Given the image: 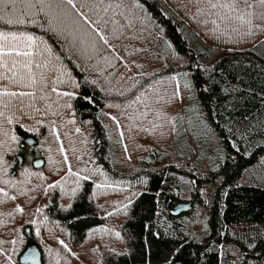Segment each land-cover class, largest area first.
Returning a JSON list of instances; mask_svg holds the SVG:
<instances>
[{
    "label": "trees",
    "instance_id": "obj_1",
    "mask_svg": "<svg viewBox=\"0 0 264 264\" xmlns=\"http://www.w3.org/2000/svg\"><path fill=\"white\" fill-rule=\"evenodd\" d=\"M108 3L121 4L101 13L117 23L103 29L108 46L87 37L97 39L99 49L90 59H67L64 40L48 31L41 13L34 18L43 27L0 23V30L39 37L60 56H49L38 42L32 49L42 53L33 57L37 84L24 88L0 80V90L36 92L35 99L0 97V248L5 253L0 264H9L6 256L22 264L30 245L40 251L41 264H264V36L253 31L246 39L240 32L249 26L226 19L235 13L213 9L209 0ZM80 11L95 20L88 9ZM229 23L236 29L231 34ZM69 27L75 31L77 25L70 19ZM6 59L10 64L23 58ZM45 62L47 67H35ZM0 73L11 75L3 68ZM177 82L187 105L183 118L171 119L169 126L185 119L204 138L199 129L206 120L221 143L222 161L206 173L168 170L164 163L173 157L158 150L164 129L156 134L150 129L156 115L161 118V111L179 101ZM53 88L74 96H59ZM134 125L142 127L141 135ZM20 133L36 143L27 144ZM68 165L89 179L77 188ZM189 175L195 193L209 177L215 184L207 204L198 195L182 199L181 180ZM56 181L63 190L48 188ZM180 202H189L190 209L174 216L169 207ZM103 205L121 211L118 218L111 219ZM194 205L207 207L201 222L192 221ZM38 207L44 216L40 225L32 223Z\"/></svg>",
    "mask_w": 264,
    "mask_h": 264
},
{
    "label": "snow or ice",
    "instance_id": "obj_2",
    "mask_svg": "<svg viewBox=\"0 0 264 264\" xmlns=\"http://www.w3.org/2000/svg\"><path fill=\"white\" fill-rule=\"evenodd\" d=\"M79 3V8L77 4ZM210 7L215 8H226L230 13H235V15H227L225 18L228 20H237L241 24H246L249 26V34L251 32V26L253 24L252 19L246 17L256 16V19L260 21H264V0H258V3L254 5L250 2V0H231L230 3H213L212 0H209ZM244 6V9H252L254 7H258L259 10L255 13L251 11H245L241 9L239 11L238 8L240 5ZM139 6V5H137ZM115 8H120L121 4L117 3L112 5L111 3L105 4V0H0V23L4 25H25L26 23L37 24L40 25L38 21L34 18L37 13L43 14L44 20L47 22L48 31L52 32L56 35L57 39L64 40L63 51L67 53V59L72 60L75 56H80L81 58L87 57L91 58L89 53L97 52V39H92L89 41L87 37H96L104 46L109 45V40L105 34H103V29L107 28L110 24L114 25L117 23L114 16L111 18H106L102 16L101 13L108 14L109 10ZM88 9V11L95 17V20L89 19L88 16H85L80 9ZM123 15V13H120ZM28 18V19H26ZM72 20L73 23L77 25L75 31L69 27V20ZM215 23V21H213ZM96 25H100V27H96ZM259 27V25H257ZM83 29V31H82ZM115 31L114 29L112 30ZM236 31V29H233ZM79 33V35H78ZM70 37V38H69ZM9 42L11 46L9 47ZM39 44H44V52L49 56H54L56 60L60 59L59 55H54L53 50L50 46L46 44L45 41L36 37L27 32H15V31H3L0 30V68H3L6 73H10L11 75H6L5 73H0V80H7L13 84H21L24 88H30L37 84L36 77L32 73L33 68V57L34 55H41L42 53L37 50L35 53L32 51L34 47L38 49ZM21 45H23L21 47ZM20 57L22 60L13 59L9 64L7 57ZM107 58V57H105ZM47 67L48 63L45 62L43 65L40 63H36L35 67ZM21 70L27 73V76L21 73ZM43 79V76H42ZM175 80V77H172ZM78 86V85H77ZM44 87H47L45 84ZM180 85L177 82V92L176 96H179ZM185 87L190 88V84H185ZM53 92H57L56 88L52 89ZM57 95L64 97H73L74 93L72 92H57ZM0 97H30L35 99L36 92L35 91H9L7 88H3L0 90ZM41 99H46L47 97L41 96ZM85 99L90 100L89 97ZM139 99V98H137ZM7 107V105H4ZM65 107L71 108V104L64 105ZM51 109V105L47 106ZM39 111V109H36ZM55 114V113H53ZM0 116H4L3 112H0ZM115 120V117H112ZM7 121L9 124L12 123V118L7 117ZM74 122V121H70ZM79 132V129L76 130ZM7 135V133H5ZM122 135V134H121ZM17 137L15 135L12 136V140H16ZM65 163H67V157L65 156ZM0 163H3V158L0 157ZM6 171V170H5ZM27 171V170H25ZM103 175V173H100ZM68 176L76 177L77 188L80 186L81 180H88V176H81L79 172L73 171L71 165H68ZM43 179V177H41ZM66 182L67 177L63 178ZM4 183L11 184L12 181L5 180ZM56 187H61V181H56L54 184L48 185L49 189H54ZM96 187H101L100 184H97ZM77 188L72 189V195L75 196ZM0 191H3L0 189ZM47 191V189H46ZM22 195L24 193H21ZM4 195L8 194L4 192ZM10 199H15V197H9ZM69 208L71 205L68 206ZM126 207V206H125ZM17 212L22 213L23 209L17 207ZM39 212L40 209H37ZM111 215V213L109 214ZM35 223V221H32ZM36 234L39 235V229L37 228ZM119 233H116V236L119 237ZM3 241H0L2 244ZM11 244H15L16 241H10ZM59 243L67 248V245L63 240H60ZM176 251H179L177 249ZM0 255H5L2 248H0ZM9 261V264H14L11 256H6ZM171 264V261H169Z\"/></svg>",
    "mask_w": 264,
    "mask_h": 264
},
{
    "label": "rangeland",
    "instance_id": "obj_3",
    "mask_svg": "<svg viewBox=\"0 0 264 264\" xmlns=\"http://www.w3.org/2000/svg\"><path fill=\"white\" fill-rule=\"evenodd\" d=\"M231 0H227V3H230ZM239 10L244 9V6L241 4L238 8ZM245 11H251L255 13L259 9L256 7L252 9H244ZM249 19H253L252 26L255 27V29H251V32L257 31L259 35H261V39L264 36V21H260L256 19V16L253 15L252 17H248ZM259 25V27H257ZM263 27V28H262ZM229 29L226 30L229 34L233 32L234 26L229 23ZM261 30V33L258 31ZM250 32V33H251ZM245 35V38L247 39L249 34V28L245 29L243 32ZM189 40L191 41V37L187 36ZM259 39V40H261ZM258 41V40H257ZM12 42H9V47L11 46ZM23 45H21L22 47ZM256 51L260 52V47H255ZM177 101L174 106H172L170 109H166L161 111L160 117L157 115L154 117L156 120L151 122L150 129L153 130V132L158 133L159 131H162L164 129L165 137L162 139V145L159 146L158 150L166 152L169 156V158L173 157V159L167 160L164 164L166 167H168V170H171L173 167H179L180 169H184L186 171L193 172L195 174L198 173H206L207 171L214 170L216 166L222 161V154L223 150L221 147L220 140L218 138V135L214 130L209 127L205 120V124L202 123L199 129V132L201 135H204V138H199L196 136L194 131L190 130V125L188 126L183 120H180L179 126L176 125V127L173 124V127L169 126V122L175 119H180L181 116L183 118V111L186 108L185 106L187 105L186 103V98L184 94V90L181 88L179 92V96L176 97ZM197 99V98H196ZM198 101V100H197ZM186 102V103H185ZM145 104V103H144ZM141 108V107H140ZM159 112V110H158ZM181 118V119H182ZM128 126L129 123L127 124ZM167 126V127H166ZM136 134L141 135L142 134V127H136L134 125L132 127ZM178 129V130H177ZM114 131V130H113ZM200 139V141H199ZM149 139L145 138V141L143 143L147 142ZM199 143L200 148H197V144ZM153 145L152 142H148L145 145L149 147ZM133 166H135L134 163H132ZM205 175V174H203ZM202 176V174H201ZM189 178H192V176H187V177H182V190H181V197L182 199H190L192 198L193 195H198L200 196L201 199L204 200V202L207 204L208 200L210 198L211 193L213 192L215 188V184L210 183L209 178L205 179L203 181V185L201 188H199V191L197 193L192 191V187L190 185V180ZM206 178V177H205ZM209 180V181H208ZM118 193H120L118 191ZM121 194V193H120ZM188 203V202H184ZM103 207L106 209V213L111 217V219L115 220L118 218L119 213L121 211H116L114 207H109L107 205H103ZM37 209H40V211H37V215L35 216V223L36 225H40L44 219V216L42 214L41 208L38 207ZM194 213L192 217V221H203L205 214H206V209L207 207H199L198 205H194ZM132 254V249L131 247L127 248V255L130 256ZM36 256V251L32 252L29 257L31 258L32 256ZM38 255V253H37Z\"/></svg>",
    "mask_w": 264,
    "mask_h": 264
},
{
    "label": "water",
    "instance_id": "obj_4",
    "mask_svg": "<svg viewBox=\"0 0 264 264\" xmlns=\"http://www.w3.org/2000/svg\"><path fill=\"white\" fill-rule=\"evenodd\" d=\"M20 135L22 136V139L24 140V142H26L27 144L33 145L36 143V140L33 137L24 135L23 133H20ZM190 206L191 204L189 202L188 203L180 202L174 206H170L169 209L174 216H178L182 213L187 212L190 209ZM35 251H36V256L33 255L30 258L29 255ZM20 260L22 264H41L40 251L38 250L36 246L30 245L27 247L25 252L22 254Z\"/></svg>",
    "mask_w": 264,
    "mask_h": 264
}]
</instances>
